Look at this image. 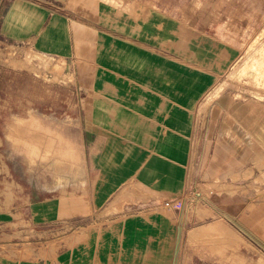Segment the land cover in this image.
Returning <instances> with one entry per match:
<instances>
[{
  "label": "crops",
  "instance_id": "1",
  "mask_svg": "<svg viewBox=\"0 0 264 264\" xmlns=\"http://www.w3.org/2000/svg\"><path fill=\"white\" fill-rule=\"evenodd\" d=\"M125 1L141 15L119 0H0V264L262 260L264 99L225 88L197 119L264 30V0ZM24 46L78 74L20 93L3 52ZM227 184L241 189L224 200Z\"/></svg>",
  "mask_w": 264,
  "mask_h": 264
},
{
  "label": "rangeland",
  "instance_id": "2",
  "mask_svg": "<svg viewBox=\"0 0 264 264\" xmlns=\"http://www.w3.org/2000/svg\"><path fill=\"white\" fill-rule=\"evenodd\" d=\"M119 8L122 11V15H131V16H140L138 12H134L131 10V7L126 3L125 0H119ZM153 6V4H152ZM127 22L130 21L132 23L140 24L142 22L139 18H128ZM125 20V21H126ZM116 21V20H115ZM128 22V23H130ZM151 22H155V20L152 18ZM184 41H190L191 36L190 34H184ZM259 55V56H258ZM4 57V64H6L8 67V73L7 74H14L12 72H17L20 75L19 82L16 83L19 88V92L23 94H30V80L31 77H38L39 80H48L59 82L61 80V76L64 73H67L69 75H76V68L68 67L67 62L65 59L62 58H56L54 56H47L45 54H40L37 52H34L30 46H24L20 47L16 51H6L3 52ZM257 58H263V63L258 66L256 70L253 71L252 75L243 74L241 72L242 66L247 65L250 62H253ZM252 59V61H251ZM250 61V62H249ZM71 69V70H70ZM9 71H11L9 73ZM10 76V75H8ZM249 76V77H248ZM253 76V77H252ZM251 77V78H250ZM255 78V79H254ZM73 79V78H72ZM258 79V80H257ZM232 87L237 92V97H244L248 94H253L258 96L259 98L264 99V30L261 32H256L254 36L250 39V41L246 44L245 48L243 49L242 53L234 60L230 62V65L218 76L217 82L210 88L207 94L204 95V98L201 100L198 106V123L201 124V121L203 117L205 116L207 107L209 104L225 89ZM251 87L255 88L258 87L261 91V93H258L256 91L250 90ZM21 119L18 117L16 119ZM15 121V122H16ZM15 122H12L10 124V130L7 133V136L12 139V130L15 127ZM13 140V139H12ZM14 142V141H13ZM236 176V177H235ZM234 178H238V175H234ZM217 185H215L216 187ZM218 188V186H217ZM241 188L239 186H236L234 184L232 185H225V187L220 186L216 191L218 195L223 196L222 199H226L227 197L230 199L236 197L239 190ZM215 188H213L211 185L204 186L202 194L204 196H208L210 192H215ZM223 194V195H222ZM193 199L197 200L196 197H190L187 196L186 200ZM200 205V207H202ZM254 208L253 205H237L235 208L230 209V214L227 215L230 218L233 217V215H236L239 213V209H241L242 212L247 210L248 208ZM204 209V206L202 207ZM216 217H220V215L216 214ZM223 235V233H222ZM225 235L230 238L231 240V247L233 249V246L237 243V236L234 232H225ZM236 240V241H235ZM233 261L238 262V259H233ZM263 261V262H262ZM264 264V258L262 260L257 259H248L247 264Z\"/></svg>",
  "mask_w": 264,
  "mask_h": 264
},
{
  "label": "bare ground",
  "instance_id": "3",
  "mask_svg": "<svg viewBox=\"0 0 264 264\" xmlns=\"http://www.w3.org/2000/svg\"><path fill=\"white\" fill-rule=\"evenodd\" d=\"M259 56V55H258ZM255 59L253 60V62H250V63H248L247 65L245 64V65H243L242 66V69H241V72L243 73V74H248V75H252L253 74V71L254 70H256L257 68H258V66L259 65H261L262 63H263V58L261 57V58H257V57H254ZM251 61H252V59H251ZM249 77V76H248ZM253 77V76H252ZM251 78V77H250ZM255 79V78H254ZM258 80V79H257ZM33 117V116H32ZM34 118V117H33ZM32 118V119H33ZM260 121V120H259ZM17 122H18V128H25L24 126H25V124L27 123V121L26 120H24V119H19V120H17ZM31 122V121H30ZM28 126H29V124H28ZM16 129H17V127H16ZM15 129V130H16ZM255 129V128H254ZM257 131V130H256ZM15 132V131H14ZM14 132L12 131V134H11V136H12V139H13V141L14 142H16L15 140H19V137H17V139H15V136H14ZM22 132V131H21ZM26 132H27V130H26ZM25 134V133H24ZM32 134H34V133H32ZM258 134V133H257ZM22 136V135H21ZM32 137V136H31ZM34 138V137H33ZM40 148V147H39ZM43 151V150H42ZM28 160V159H27ZM30 163V162H29ZM83 177V176H82ZM163 235V234H162ZM263 262V261H262ZM263 264V263H262Z\"/></svg>",
  "mask_w": 264,
  "mask_h": 264
},
{
  "label": "built area",
  "instance_id": "4",
  "mask_svg": "<svg viewBox=\"0 0 264 264\" xmlns=\"http://www.w3.org/2000/svg\"><path fill=\"white\" fill-rule=\"evenodd\" d=\"M188 193H189V192H188ZM188 193H187V194H188ZM187 194L182 195L180 200H182V201L186 200L188 195H189L190 197H196V198H198V197L200 196V194H199L198 192H196V191L191 192V194H190V193H189L188 195H187ZM189 199H190V198H189ZM171 204H172V203H171L170 201H166V202H165V206H167V207L171 206Z\"/></svg>",
  "mask_w": 264,
  "mask_h": 264
}]
</instances>
